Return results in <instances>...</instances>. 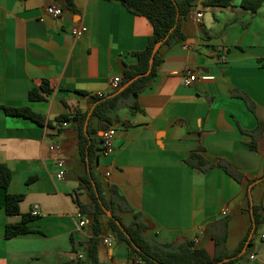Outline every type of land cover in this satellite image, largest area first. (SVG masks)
<instances>
[{
  "label": "crops",
  "instance_id": "obj_1",
  "mask_svg": "<svg viewBox=\"0 0 264 264\" xmlns=\"http://www.w3.org/2000/svg\"><path fill=\"white\" fill-rule=\"evenodd\" d=\"M63 2L0 0V163L12 170L8 189L0 187V264H92L86 253L92 229L88 223L77 230L78 200L88 202L89 195L78 188L86 168L76 121L73 128L70 121L40 125L7 114L4 107L30 106L47 121L76 109L91 116L92 95L113 93L115 76L123 83L125 65L138 61L134 52L143 50L153 33L146 16L119 0H74L73 9ZM242 2L214 6L195 0L180 19L186 38L159 49L158 72L136 97L142 110L132 111L129 105L115 110L119 121L113 147L107 155L99 151L97 167L106 190L118 186L134 211L152 221L151 238L162 243L193 239L213 255V234L228 216L229 250L248 236L235 264H264V2L256 12ZM49 4L64 13L50 15ZM74 26L87 31L73 35ZM189 70L198 77L186 85ZM44 80L53 91L43 100H31V89ZM92 119V127H99ZM54 143L58 151L51 149ZM201 145L215 163L206 172L185 161ZM58 155L67 159L64 178L57 177ZM220 159L229 161L241 180L217 165ZM7 191L24 193L22 213L41 205L30 222L36 231L6 237L7 224L22 218L6 212ZM254 204L263 217L255 232ZM121 214L126 223L133 221L132 212ZM103 220L98 264H138ZM106 237L112 238L111 245Z\"/></svg>",
  "mask_w": 264,
  "mask_h": 264
},
{
  "label": "trees",
  "instance_id": "obj_2",
  "mask_svg": "<svg viewBox=\"0 0 264 264\" xmlns=\"http://www.w3.org/2000/svg\"><path fill=\"white\" fill-rule=\"evenodd\" d=\"M131 12L137 15L146 16L153 24V33L149 36L147 46L140 51H135L138 61L134 64H126L124 69V79L122 85L140 73L146 72L150 67V58L155 44L164 40L163 44L171 45L177 41L186 38L185 32L180 27V19L187 16L194 6L195 0H119ZM264 0H243L244 8L251 12H256ZM65 7L73 9L74 0H64ZM207 5L230 6L232 0H205ZM159 50L155 53L154 62L148 75L141 76L134 80L124 90L117 92L115 90L110 95L100 97L93 94L91 101L93 109L90 116L96 117L99 121V127L93 128L89 121L87 131L85 123L88 112H82L76 109L74 112L61 113L53 120L47 121L45 115L35 111L30 106H5L7 114L22 115L30 118L40 125L63 124L68 121H76V131L78 135V147L82 162L85 164V173L80 176L78 188H84L89 195L88 202L78 200L80 211L89 216V226L92 229V236L87 241L86 253L92 264L99 262V244L100 235L103 233L104 220H108V226L116 239L127 244L129 249L134 252L138 264H235L239 252L244 248L248 241V236L243 239L235 251H230L227 246L228 240V222L229 217L221 219L222 230L213 234L215 239V252L210 254L204 246L197 245L193 239L177 238L171 242H159L148 235V230L153 227L152 221L140 211H134L126 197L120 192L118 186L111 184L106 188L100 177L98 170L99 151L102 136L95 135L98 130L104 131L110 126H114L119 121L115 110L121 106L129 105L132 111L142 110L138 105L136 97L148 86L149 81L158 72V66L162 60ZM53 91L48 80H44L42 85L34 87L30 91L31 100H43ZM81 94H86L81 91ZM246 99H249L245 96ZM62 128L59 127V131ZM252 148H257L255 142L251 144ZM205 147L199 146L193 150L185 161L193 168L206 172L215 165L204 154ZM217 165L231 174L238 180H241L242 174L234 169L229 161L220 159ZM12 179V170L6 163H0V187L8 189ZM264 179V176H263ZM99 193V195L97 194ZM24 193H6L5 209L9 215L21 214L22 218L18 222L8 223L6 226V237L11 238L19 234L36 231L31 225V221L36 218L31 212L22 213L20 202L24 198ZM111 210L113 217L108 216L107 210ZM132 212L133 221L126 223L121 213ZM254 214V232L262 221V212L260 207L253 205ZM122 222L127 233L117 223ZM220 222V221H219ZM250 235V234H249ZM251 244V242H249ZM218 263L221 260L227 259ZM64 264H84L81 260L68 261Z\"/></svg>",
  "mask_w": 264,
  "mask_h": 264
},
{
  "label": "built area",
  "instance_id": "obj_3",
  "mask_svg": "<svg viewBox=\"0 0 264 264\" xmlns=\"http://www.w3.org/2000/svg\"><path fill=\"white\" fill-rule=\"evenodd\" d=\"M47 12L54 16L59 17L64 13V9L61 6H58L56 4H49L46 8ZM202 16L201 12H198L196 15V20L200 21V18ZM87 31L86 26H74L71 30L73 35H79L81 33H84ZM198 75L196 72H193L191 70L187 71V73L184 75V83L186 85L192 84L196 79ZM204 78H211L209 75H204ZM122 85V77L121 76H115L111 81V87L113 90H118ZM98 96L103 97L104 93L99 91L97 93ZM66 124V123H64ZM116 133V127L110 126L106 128L102 133V142H101V153L107 155L111 151L113 147L114 137ZM60 146L58 144H52L51 149L58 151ZM56 166H57V177L58 178H64L66 174L67 169V159L64 156L58 155L56 158ZM31 213L35 216L39 215L41 213V205L39 203H35L31 209ZM224 213H227V210L224 211ZM78 217V224H77V230H82L88 223L89 220L87 219L86 215L79 210L77 213ZM112 238L106 237L105 243L108 245H111ZM79 257L82 258L83 254H79ZM255 255H251V259H254Z\"/></svg>",
  "mask_w": 264,
  "mask_h": 264
},
{
  "label": "water",
  "instance_id": "obj_4",
  "mask_svg": "<svg viewBox=\"0 0 264 264\" xmlns=\"http://www.w3.org/2000/svg\"><path fill=\"white\" fill-rule=\"evenodd\" d=\"M164 40H165V39L160 40V41H158V42L155 44L154 49H153L152 56H151V58H150V67H149V69H148L146 72H144V73L137 74V75L134 76L132 79H130L129 81H127L124 85H122V86L118 89L117 92H120V91L124 90L127 86H129V85H130L134 80H136L137 78H139V77H141V76L148 75V74L150 73L151 68H152V65H153V62H154L155 53L160 49V47H161V45L163 44ZM89 117H90V115H88V118H87L86 123H85V130H86V131H87V126H88V122H89ZM102 133H103V132H102ZM97 194L99 195L98 192H97ZM107 214H108V216L113 217V213H112V211L109 210V209L107 210ZM117 223H118V224L122 227V229L127 233V231L125 230V227L123 226L122 222H120L119 220H117ZM225 260H228V258H227V259H224V260H221V261H219L218 263H220V262H222V261H225Z\"/></svg>",
  "mask_w": 264,
  "mask_h": 264
},
{
  "label": "rangeland",
  "instance_id": "obj_5",
  "mask_svg": "<svg viewBox=\"0 0 264 264\" xmlns=\"http://www.w3.org/2000/svg\"><path fill=\"white\" fill-rule=\"evenodd\" d=\"M98 122H99V121H98V118L93 117V119H92V123H93V124H95V123L98 124ZM70 127H72V128L74 127V121H73V120L70 121ZM256 196H257V195H256ZM256 196H255V200H258V196H257V197H256Z\"/></svg>",
  "mask_w": 264,
  "mask_h": 264
}]
</instances>
